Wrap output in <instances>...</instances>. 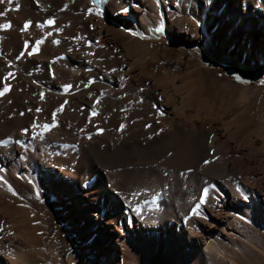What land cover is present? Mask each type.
Listing matches in <instances>:
<instances>
[{
    "label": "bare ground",
    "instance_id": "6f19581e",
    "mask_svg": "<svg viewBox=\"0 0 264 264\" xmlns=\"http://www.w3.org/2000/svg\"><path fill=\"white\" fill-rule=\"evenodd\" d=\"M17 3L18 15L0 16L10 24L0 34V80L10 72L13 83L0 102V141H8L0 145V264H220L217 255L250 242L251 227L264 232V87L210 76L229 99L213 114L202 65L232 52L251 68L263 65L264 3ZM52 18L60 47L33 50ZM158 20L167 37L151 46ZM169 40L189 52L169 61L160 54ZM96 103L100 117L91 116ZM244 139L261 145L246 152ZM50 213L76 241L65 256L57 230L45 248Z\"/></svg>",
    "mask_w": 264,
    "mask_h": 264
},
{
    "label": "rangeland",
    "instance_id": "374dc122",
    "mask_svg": "<svg viewBox=\"0 0 264 264\" xmlns=\"http://www.w3.org/2000/svg\"><path fill=\"white\" fill-rule=\"evenodd\" d=\"M15 1H18V3L15 2ZM86 1L90 5H92L93 7H97L101 3H103L105 5L108 2H110V1H114V2H116L118 4H120L121 6L124 5V0H101V2H99V3L95 2V0H86ZM12 2H13L14 6H12V3L9 4L7 0L4 3V5L6 6V4H8L6 7L11 8V10H8L9 14H10V12L12 10H13V12L16 10L14 13L11 12L12 16H16V15H18L17 14L18 5H16L15 3L19 4V0H12ZM6 7H5V9H8ZM179 13H180V15H186V11L185 10L179 11ZM52 20H54V21H52ZM51 21H52V24H53V25L49 24V26H51V27L47 26L48 23L45 22L47 24V25L44 24L46 28L43 25L44 20L43 21L42 20L38 21V22H40L41 30H43L42 27H44V30L41 31L42 32L41 35L39 37H37L40 40L36 39L35 40L36 42L35 41L33 42L35 44H33V43L31 44V45H33V47L31 46V48L32 49L34 48L35 51H44V49L46 50L48 48H53V49L56 48L55 46L57 44L54 45L53 42L56 43L58 41L57 37H60L61 31H59V29H58V34H57L56 33L57 32V30H56L57 25H56L55 19L52 18ZM201 22H203V18L201 19ZM6 23L7 22L3 23V21H2L0 23V25L6 24ZM54 25H55V27H54ZM52 27H53V29L55 28L54 29L55 31L52 30ZM157 28H159V31L156 30ZM49 29H51V32H50ZM8 30H9V28H7V29L0 28V34H2V32L3 33L6 32ZM149 31H150L149 39L151 38L150 39L151 40V43H150L151 46L156 45L158 42H161L165 37H167V30H166L165 24L162 21H160V20H158L156 23H153L151 25V27L149 28ZM47 32H48V34H50L52 36L49 35V37H48ZM53 34L54 35L57 34V37L55 38L56 40H54L55 36ZM44 36H47L48 38L44 37ZM0 37H1V35H0ZM50 37H52V38H50ZM48 39H50V40H48ZM0 40H1L0 41V43H1L2 39H0ZM43 40H45V41H43ZM37 41H39V43H37ZM48 42L49 43L51 42V43L48 44ZM169 42H170V45L168 47L164 48L165 52L161 51V53H160L161 55H163L169 61H172L175 56H178L179 52L180 53L181 52L182 53L189 52V49H186V51L184 49L182 50L181 46L179 44L175 45V44H173V42L171 40H169ZM51 44L54 45V46H52ZM59 44L60 43H58L57 48H58V46L60 47ZM39 47H40V49H39ZM208 47H209V45L207 43L205 48L209 50L210 48H208ZM238 55H239V53L232 52V53H230L231 58H229V59L228 58H226V59L225 58H220V57H217L216 55H212L210 61H205L202 64L203 66L206 67V70H204V74H205V77H206L205 78L206 79L205 86H207V87H206V91H205L204 95L209 100H212L213 98L215 100H217V102L215 101L216 103H215V106L213 108V114H220L223 111H225L226 108H227L226 105L229 104V101H228L229 99L227 97H225V99H223V100L220 99L221 95L223 94L222 90H221L220 87H215V84L211 83L209 81V80H211V78L209 79L210 76H212V78H214L217 81H225L231 86L244 87V88L264 87V64L259 66V67H256V68H251V67L247 66L246 64L240 62L236 58ZM172 71L174 73H177L176 66L173 67ZM5 72H7V71H5ZM9 73L8 74L4 73V75H3L4 77L2 76L1 80H0L1 81L0 92L3 93V92H5L4 91L5 88L10 87V88H8L9 92L6 91V94L3 93L2 99L0 98V102H3V100L6 99L4 97H9L10 94L12 93V90H13V83L12 82H11L12 84L10 83V81H12L11 80L12 77L9 75ZM56 77L58 78L57 75H56ZM9 78H11V79L9 80ZM9 84H11V85L9 86ZM63 84L67 85L68 83L67 84L63 83ZM63 84L60 85V88H62L61 89L62 96H65L66 94H69L68 92L71 90V87L69 85L68 88H70V89H67L68 91H66L65 88L63 87L64 86ZM215 91H216V93H215ZM63 93H65V94H63ZM0 97H1V95H0ZM60 107H61V108H59L60 109L59 110L60 114H62V113L64 114L65 113L64 111H66L65 109H67L68 106L63 105V106H60ZM95 109H97V110H95ZM99 110L100 111L102 110V108L100 106V103L99 104L96 103L94 105V107H93V111H92L91 116L94 115L93 117H100L99 114L102 115L103 110L101 112H99ZM126 114H128V113L125 112L124 115H126ZM124 115L122 117V122L118 124L119 127L121 125H124V127L122 128L123 131L117 126V130L119 132H124V129L126 127L125 122H124L125 121L124 120V118H125ZM136 128L138 129L140 127H136ZM98 132L100 133L102 131H98ZM258 135L260 136L261 134L252 133L251 136H252V138L254 136H257V138H259ZM260 137H262V135ZM257 143L258 142H256V141H254L252 143L249 139H244V141L242 142V145L244 144L243 146L244 147L246 146L245 148L248 149V150H246V152H250V153L252 152L253 153V150H252L253 147L254 146L255 147H260V145H261V143H258V145H256ZM0 145L4 146L5 144H0ZM260 156H261V154L258 155V158ZM205 161H207L208 163H205ZM201 164H202L203 167H207V166L211 165V162L209 160H204V162L201 163ZM262 169L264 170V164L262 165ZM43 220H44V222H46V223H48L50 225L48 231L45 232L44 245H45L46 249H48L51 246V237L53 236V234L55 233L56 230L60 234L59 235L60 238H58V240H57V243H58L57 246L59 248L60 247L63 248L61 250H62V254L64 256H65V254L67 252L71 251L72 249H74L76 247V241L74 239V236L71 233L66 234V231H65V228H64V223H62L64 221L61 219L60 215H55V214H51L50 213L49 216L48 217H44ZM70 236H71V238H70ZM216 257H217L216 260L218 259L220 264H264V232L260 231V230H257L254 227H251L250 242L241 241L240 244H239V251L237 252V255L229 254V255L225 256L226 258L225 257L222 258L221 256H218V255ZM40 258L41 257H39V259ZM46 258L48 260H50L52 258L51 254H47ZM209 259H210L209 256H207V260H209ZM187 264H197V262L194 259H190V260H188Z\"/></svg>",
    "mask_w": 264,
    "mask_h": 264
},
{
    "label": "snow or ice",
    "instance_id": "6c2138e0",
    "mask_svg": "<svg viewBox=\"0 0 264 264\" xmlns=\"http://www.w3.org/2000/svg\"><path fill=\"white\" fill-rule=\"evenodd\" d=\"M11 2H12V0H8V3H9V4H11ZM95 2L99 3V2H101V0H95ZM2 3H4V0H0V4H2ZM257 3H264V0H257ZM7 11H8V9H5L4 12H0V16H4V15H5V12H7ZM97 11H99V9H97ZM122 11H123V9H122ZM28 23H29V22H25L24 29H22V31L25 30V29H27V27H28ZM46 23L51 24L52 21L49 20V21H46ZM9 27H10V24H7V23H6V24H3V25H0V28H5V29H7V28H9ZM156 30L159 31V28H157ZM26 43H27V42H26ZM37 43H39V41H37ZM34 50H35V49H34ZM29 55H31V53H29ZM17 58H19V57H17ZM89 83H91V81H89ZM63 87H64L65 90L67 91V89H68L69 86H68V85H64ZM4 91L6 92V91H8V89L5 88ZM0 95H3V93L0 92ZM41 98H43V94H41ZM59 110H60V109H57L56 111H59ZM37 111H40V109L38 108ZM54 115H55V113H54ZM48 127H49V126H48L47 124L44 125V128H45V129H47ZM120 127L123 128L124 125H121ZM146 127H147V125H146ZM22 131H26V130H22ZM5 143H8V141H0V144H5ZM15 143L19 144L20 142H19V141H15ZM205 163H208V162L205 161ZM0 171H2V170H0ZM207 191H208V188H207V187H204V188L202 189V194H201L200 197H199L200 204H203V203H204L205 198H206ZM199 206H200V205L198 204L196 207H193V208L191 209V212H192V213H195V212L197 211V208H198Z\"/></svg>",
    "mask_w": 264,
    "mask_h": 264
}]
</instances>
